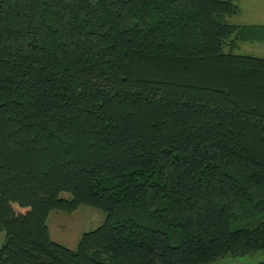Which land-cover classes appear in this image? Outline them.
<instances>
[{
    "label": "trees",
    "instance_id": "trees-1",
    "mask_svg": "<svg viewBox=\"0 0 264 264\" xmlns=\"http://www.w3.org/2000/svg\"><path fill=\"white\" fill-rule=\"evenodd\" d=\"M237 12L238 0H0V264L264 250V57L238 51L264 42V24L232 23ZM80 205L107 214L71 249L47 218Z\"/></svg>",
    "mask_w": 264,
    "mask_h": 264
},
{
    "label": "rangeland",
    "instance_id": "rangeland-1",
    "mask_svg": "<svg viewBox=\"0 0 264 264\" xmlns=\"http://www.w3.org/2000/svg\"><path fill=\"white\" fill-rule=\"evenodd\" d=\"M245 4L250 9L248 18L259 20L264 19V0H238L239 3ZM261 5L256 7L255 5ZM254 6V7H252ZM239 16L236 15L231 21L238 22ZM263 23H259L261 25ZM239 52L248 53L256 56L264 57V42H241ZM59 196L65 199H70L71 194L66 191H61ZM107 212L88 205H80L73 212H65L61 210H52L47 218V225L50 230V236L54 241H57L71 249H74L83 232L90 231L101 225ZM245 220H241L240 224H244ZM237 224H232L231 228H235ZM4 239V233L0 232V246ZM264 261V250L247 254L244 256L226 255L210 264H255Z\"/></svg>",
    "mask_w": 264,
    "mask_h": 264
},
{
    "label": "crops",
    "instance_id": "crops-1",
    "mask_svg": "<svg viewBox=\"0 0 264 264\" xmlns=\"http://www.w3.org/2000/svg\"><path fill=\"white\" fill-rule=\"evenodd\" d=\"M255 5V4H254ZM256 7H261V5H255ZM254 7V6H252ZM250 9L248 6H246L245 4H241V2L239 3V7H238V12L233 15L231 18H230V21L232 18H234V16L238 15L239 16V19H238V22H234V21H231L232 23H235V24H259V23H263L264 24V19L261 20L259 18L255 20V18L252 19L251 18H248L247 15H250Z\"/></svg>",
    "mask_w": 264,
    "mask_h": 264
}]
</instances>
